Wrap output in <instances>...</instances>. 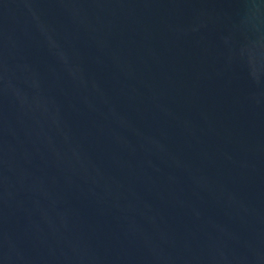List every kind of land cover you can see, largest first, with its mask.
<instances>
[{
  "label": "water",
  "instance_id": "water-1",
  "mask_svg": "<svg viewBox=\"0 0 264 264\" xmlns=\"http://www.w3.org/2000/svg\"><path fill=\"white\" fill-rule=\"evenodd\" d=\"M0 264H264V0H0Z\"/></svg>",
  "mask_w": 264,
  "mask_h": 264
}]
</instances>
